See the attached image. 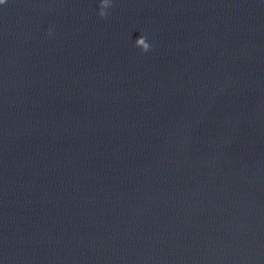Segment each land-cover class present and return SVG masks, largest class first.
<instances>
[{"label":"water","instance_id":"water-1","mask_svg":"<svg viewBox=\"0 0 264 264\" xmlns=\"http://www.w3.org/2000/svg\"><path fill=\"white\" fill-rule=\"evenodd\" d=\"M100 2L0 5V264H264V0Z\"/></svg>","mask_w":264,"mask_h":264},{"label":"clouds","instance_id":"clouds-1","mask_svg":"<svg viewBox=\"0 0 264 264\" xmlns=\"http://www.w3.org/2000/svg\"><path fill=\"white\" fill-rule=\"evenodd\" d=\"M6 3V0H0V5ZM112 7L111 0H101L99 5L98 15L101 18H106L109 15L108 9ZM135 47L139 48L142 52H149L152 48V45L148 42L146 36H141L136 42Z\"/></svg>","mask_w":264,"mask_h":264}]
</instances>
